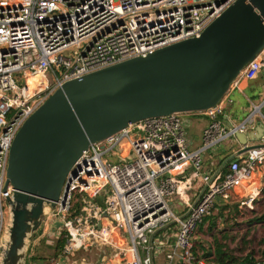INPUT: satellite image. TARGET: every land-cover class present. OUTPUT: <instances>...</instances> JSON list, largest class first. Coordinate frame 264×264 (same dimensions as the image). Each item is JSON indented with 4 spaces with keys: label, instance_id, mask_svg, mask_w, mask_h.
I'll return each instance as SVG.
<instances>
[{
    "label": "built area",
    "instance_id": "2783aa9c",
    "mask_svg": "<svg viewBox=\"0 0 264 264\" xmlns=\"http://www.w3.org/2000/svg\"><path fill=\"white\" fill-rule=\"evenodd\" d=\"M235 1L0 0V255L13 195L9 151L24 122L67 82L198 38ZM259 73L264 49L230 89ZM226 95L213 108L149 118L90 145L37 231H61L59 262L96 250L104 264H215L195 254L197 230L219 202L238 198V210H253L262 191L253 176L264 163L262 143L241 159L222 160L218 171L205 169L204 153L251 123L222 125ZM189 118L209 121L195 151L187 146ZM120 144L130 161L112 163Z\"/></svg>",
    "mask_w": 264,
    "mask_h": 264
},
{
    "label": "water",
    "instance_id": "95a60500",
    "mask_svg": "<svg viewBox=\"0 0 264 264\" xmlns=\"http://www.w3.org/2000/svg\"><path fill=\"white\" fill-rule=\"evenodd\" d=\"M263 49L264 0H236L198 38L95 71L55 91L24 122L9 151L6 184L13 195L0 264H27L28 246L47 209H54L67 174L90 145L149 118L215 107ZM263 135L260 123L226 139L234 138L246 153Z\"/></svg>",
    "mask_w": 264,
    "mask_h": 264
},
{
    "label": "rangeland",
    "instance_id": "374dc122",
    "mask_svg": "<svg viewBox=\"0 0 264 264\" xmlns=\"http://www.w3.org/2000/svg\"><path fill=\"white\" fill-rule=\"evenodd\" d=\"M191 124V129L195 127L197 121L193 119H187ZM190 129V130H191ZM195 129V128H194ZM188 133V130H187ZM119 159L124 161H130V151L124 144L119 145V149L110 157L112 163H117ZM264 212V183L262 185V191L257 198L253 210H239L236 217L225 218V224L220 225L221 221L218 217H222L224 213L219 209L215 210L213 217L215 221H212L213 226L210 223L204 225L202 230L197 232L199 241L204 247H210L213 243V239H218L223 245L234 252L237 257H244L250 252H254V258L261 260L262 252L264 251V227L251 223L256 215ZM233 220H236L237 225L232 227ZM208 227H211L209 231ZM59 231L56 236L47 235L42 236L39 232L30 242L27 250V264H60V251L57 252L55 247L57 240L61 237ZM40 235V236H39ZM222 237H226L225 240ZM99 259L101 256L96 250L88 252L79 251L73 253L65 264H70L69 261H84L87 264H100ZM158 263H163V257H158ZM105 263V262H104Z\"/></svg>",
    "mask_w": 264,
    "mask_h": 264
},
{
    "label": "crops",
    "instance_id": "0c3cea01",
    "mask_svg": "<svg viewBox=\"0 0 264 264\" xmlns=\"http://www.w3.org/2000/svg\"><path fill=\"white\" fill-rule=\"evenodd\" d=\"M226 102L224 114L221 118L222 125L227 128L231 129L236 127L245 121L250 119V126L247 127L246 132L254 129L257 124L264 125V73H259L253 80L251 81H241L237 88L231 87L228 94L226 95ZM197 121L195 125V129H191L190 122L187 123L186 132L187 133V146L190 151H195L199 149L202 145V138H203V130L208 126L209 121L206 118H189ZM191 129V130H190ZM245 133V132H244ZM264 137V135L262 136ZM264 143V140L250 143L249 145H261ZM243 146L239 145L234 138L230 137L220 144L216 145L210 151L204 153L203 161L205 164V169L210 171H218L219 170V163L222 160L230 161L237 160L243 158L246 153H243ZM204 169V170H205ZM253 178L256 181H259L263 185L264 181V163L259 169L254 172ZM199 182L195 183L194 189L197 190L199 188ZM192 194V192H190ZM174 202L178 201L175 199ZM238 198L234 199L232 202L228 204H224L219 202L215 210H221L224 215L222 217H218L217 219L221 221L220 225H224L226 219L228 217H236L239 210L237 209ZM214 210V211H215ZM213 214L210 216L212 217V221H215V217ZM236 220H233L232 227L237 225ZM209 222L207 223V225ZM209 231L211 227H208ZM201 241H199V237L197 236V245L196 250L200 252L199 246ZM101 259H99L100 264H104V257L100 255ZM35 264L36 262L33 261Z\"/></svg>",
    "mask_w": 264,
    "mask_h": 264
},
{
    "label": "trees",
    "instance_id": "16d2710c",
    "mask_svg": "<svg viewBox=\"0 0 264 264\" xmlns=\"http://www.w3.org/2000/svg\"><path fill=\"white\" fill-rule=\"evenodd\" d=\"M212 220H213L212 217H207L203 221V223L199 226L197 232L202 230L204 225H206L208 222L212 227L213 226ZM250 222L259 225L261 227H264V212L259 215H256L254 219ZM222 239L225 240L226 237H222ZM64 243H65V239L62 234V236L57 240L56 243L55 249L57 252L59 251L61 252ZM199 250L200 252L194 250L198 258H205V259L210 258L211 261H213L215 264H264V251L262 252L261 260L259 261L254 258V252H250L248 255L244 257H237L236 255H234L233 251L229 250L226 245H223L220 240L215 238L213 239V243L210 245V247H204L203 245L200 244Z\"/></svg>",
    "mask_w": 264,
    "mask_h": 264
},
{
    "label": "flooded vegetation",
    "instance_id": "af4514ba",
    "mask_svg": "<svg viewBox=\"0 0 264 264\" xmlns=\"http://www.w3.org/2000/svg\"><path fill=\"white\" fill-rule=\"evenodd\" d=\"M59 263H60V264H65L66 261H60ZM69 263H70V264H78L77 261H73V260L69 261Z\"/></svg>",
    "mask_w": 264,
    "mask_h": 264
}]
</instances>
